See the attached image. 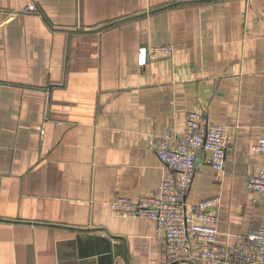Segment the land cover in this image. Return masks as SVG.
Here are the masks:
<instances>
[{
  "label": "crops",
  "instance_id": "1",
  "mask_svg": "<svg viewBox=\"0 0 264 264\" xmlns=\"http://www.w3.org/2000/svg\"><path fill=\"white\" fill-rule=\"evenodd\" d=\"M171 53L139 64V49ZM225 130V167L200 155L188 203L219 197L220 246L264 226V0H0V264L170 263L118 195L173 170L156 146L189 112Z\"/></svg>",
  "mask_w": 264,
  "mask_h": 264
},
{
  "label": "built area",
  "instance_id": "2",
  "mask_svg": "<svg viewBox=\"0 0 264 264\" xmlns=\"http://www.w3.org/2000/svg\"><path fill=\"white\" fill-rule=\"evenodd\" d=\"M171 52L170 46L141 47L139 64H146L148 57ZM253 149L264 155V137ZM156 151L173 173L152 194L136 201L118 195L111 202L113 214L154 219L165 236V257L170 263L264 264V226L239 236L233 247L220 246L217 242L220 198L211 197L198 203L186 201L202 153H210L207 162L213 169H224L227 156L224 127L191 111L182 133L165 131L159 135ZM247 187L252 193L264 192V164L257 173L249 175Z\"/></svg>",
  "mask_w": 264,
  "mask_h": 264
}]
</instances>
